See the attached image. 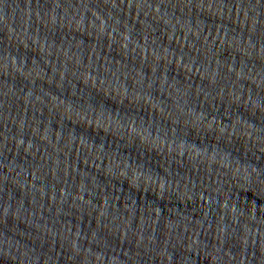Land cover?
Masks as SVG:
<instances>
[{"label": "water", "instance_id": "obj_1", "mask_svg": "<svg viewBox=\"0 0 264 264\" xmlns=\"http://www.w3.org/2000/svg\"><path fill=\"white\" fill-rule=\"evenodd\" d=\"M0 264H264V0H0Z\"/></svg>", "mask_w": 264, "mask_h": 264}]
</instances>
